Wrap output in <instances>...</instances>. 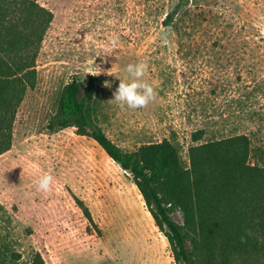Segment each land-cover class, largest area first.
Here are the masks:
<instances>
[{
	"label": "rangeland",
	"instance_id": "374dc122",
	"mask_svg": "<svg viewBox=\"0 0 264 264\" xmlns=\"http://www.w3.org/2000/svg\"><path fill=\"white\" fill-rule=\"evenodd\" d=\"M35 1L53 19L17 82L12 146L0 155V264L37 254L46 264H176L131 174L92 138L48 123L65 86L95 74V120L125 151L168 140L189 170L192 146L246 135L249 163L264 168V0H190L170 26L179 0H12L10 24L26 32L20 8ZM140 61L156 98L139 109L110 102ZM44 173L48 193L35 184Z\"/></svg>",
	"mask_w": 264,
	"mask_h": 264
},
{
	"label": "trees",
	"instance_id": "16d2710c",
	"mask_svg": "<svg viewBox=\"0 0 264 264\" xmlns=\"http://www.w3.org/2000/svg\"><path fill=\"white\" fill-rule=\"evenodd\" d=\"M189 3L179 0L164 24L172 25ZM22 6L26 32L18 30L16 23L10 24L17 5L0 0V155L12 146L17 82L35 66L39 46L53 19L36 1ZM96 83V76L87 83L73 78L65 86L48 128H75L79 135L95 140L109 158L131 174L156 226L167 238L176 264H264V168L249 163L248 136L192 146L189 170L168 140L125 151L95 120ZM202 136V132L193 135L195 141ZM79 203L92 220L88 208ZM177 211L182 213L183 224L173 218ZM32 264L46 262L37 254Z\"/></svg>",
	"mask_w": 264,
	"mask_h": 264
},
{
	"label": "clouds",
	"instance_id": "9594fccd",
	"mask_svg": "<svg viewBox=\"0 0 264 264\" xmlns=\"http://www.w3.org/2000/svg\"><path fill=\"white\" fill-rule=\"evenodd\" d=\"M119 38H110L105 46L106 52H112L118 46ZM148 70V65L144 61L127 65L125 71L131 78L129 82L119 79V84L113 92L110 102H115L119 107L127 106L129 109H139L146 107L156 98V93L151 84L146 82L143 77ZM94 75L95 74H91ZM105 86H109L106 85ZM54 177L50 173L42 174L35 182L36 188L42 193L52 190ZM247 235H251L250 230H246ZM244 242V237H241Z\"/></svg>",
	"mask_w": 264,
	"mask_h": 264
}]
</instances>
